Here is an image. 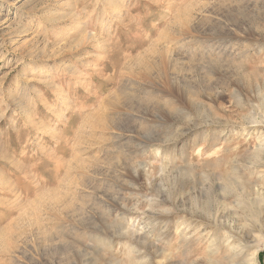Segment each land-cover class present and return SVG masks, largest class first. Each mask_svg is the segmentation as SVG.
Listing matches in <instances>:
<instances>
[{"label": "rangeland", "instance_id": "374dc122", "mask_svg": "<svg viewBox=\"0 0 264 264\" xmlns=\"http://www.w3.org/2000/svg\"><path fill=\"white\" fill-rule=\"evenodd\" d=\"M0 264H264V0H0Z\"/></svg>", "mask_w": 264, "mask_h": 264}, {"label": "bare ground", "instance_id": "6f19581e", "mask_svg": "<svg viewBox=\"0 0 264 264\" xmlns=\"http://www.w3.org/2000/svg\"><path fill=\"white\" fill-rule=\"evenodd\" d=\"M259 147H261V146H259ZM256 256V255H255ZM256 258V257H255Z\"/></svg>", "mask_w": 264, "mask_h": 264}]
</instances>
